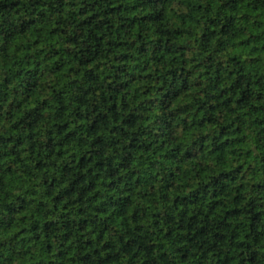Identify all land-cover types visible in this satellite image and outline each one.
<instances>
[{
  "label": "trees",
  "instance_id": "16d2710c",
  "mask_svg": "<svg viewBox=\"0 0 264 264\" xmlns=\"http://www.w3.org/2000/svg\"><path fill=\"white\" fill-rule=\"evenodd\" d=\"M0 264H264V0H0Z\"/></svg>",
  "mask_w": 264,
  "mask_h": 264
}]
</instances>
